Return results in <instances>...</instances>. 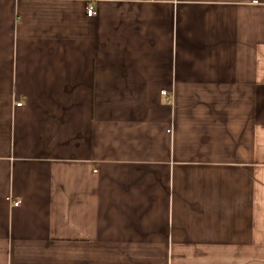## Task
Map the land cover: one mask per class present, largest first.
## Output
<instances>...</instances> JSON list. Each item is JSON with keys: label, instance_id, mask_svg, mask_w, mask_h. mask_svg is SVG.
Instances as JSON below:
<instances>
[{"label": "crops", "instance_id": "crops-1", "mask_svg": "<svg viewBox=\"0 0 264 264\" xmlns=\"http://www.w3.org/2000/svg\"><path fill=\"white\" fill-rule=\"evenodd\" d=\"M0 264H264V0H0Z\"/></svg>", "mask_w": 264, "mask_h": 264}, {"label": "built area", "instance_id": "built-area-1", "mask_svg": "<svg viewBox=\"0 0 264 264\" xmlns=\"http://www.w3.org/2000/svg\"><path fill=\"white\" fill-rule=\"evenodd\" d=\"M93 15H95V11L92 7H89L87 10V16L92 17ZM19 205H20V201L14 202V206H19Z\"/></svg>", "mask_w": 264, "mask_h": 264}]
</instances>
